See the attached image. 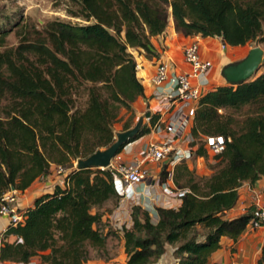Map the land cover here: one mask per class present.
Listing matches in <instances>:
<instances>
[{"label": "trees", "instance_id": "16d2710c", "mask_svg": "<svg viewBox=\"0 0 264 264\" xmlns=\"http://www.w3.org/2000/svg\"><path fill=\"white\" fill-rule=\"evenodd\" d=\"M75 1L72 16L89 23L51 21L43 34L17 47H5L9 30L0 29V202L13 189L24 192L47 177L53 163L71 168L69 187L57 185L37 197L24 210V223L7 229L3 262L40 257L44 264H86L91 249L105 247L110 233L99 226L101 208L111 201L113 213L122 196L110 168L77 169L75 162L116 140L123 109L134 114L145 88L130 49L159 56L152 37L166 30L170 15L185 36H221L231 47L264 42V0ZM159 119L152 114L131 141L151 133ZM191 132L196 140L221 135L225 149L214 157L209 176L187 163L176 165L174 182L189 191L180 207H157V223L133 206V224L122 229L125 264H155L170 245L178 264H208L222 237L237 241L245 231L254 207L226 215L239 201V187L264 175V73L209 90ZM197 153L209 156L203 143ZM167 177L164 170L161 182Z\"/></svg>", "mask_w": 264, "mask_h": 264}, {"label": "crops", "instance_id": "0c3cea01", "mask_svg": "<svg viewBox=\"0 0 264 264\" xmlns=\"http://www.w3.org/2000/svg\"><path fill=\"white\" fill-rule=\"evenodd\" d=\"M202 38L205 45L212 46L214 50L218 47V39L215 37L203 38L201 36H185L177 32L173 17L170 18L166 30L157 36L152 37V43L158 52L159 56L170 62L178 70H188L189 67L184 61V48L192 41ZM228 48H233L228 45ZM137 62L141 63L142 67L138 70V76L143 82L145 88L144 96L138 98L134 103V114L123 109L120 114V120L115 124V132L125 130L126 124H131L134 127L140 119H143V125L149 121L146 119V113L151 112L160 116L159 110L162 108V103L159 101L158 93L169 94L171 87H163L166 91H155V86L151 82V78L156 73L157 57L148 58L144 52L137 49H132ZM234 51V48H233ZM205 57L211 58L214 61L217 58H224L226 55H221L217 51H211L204 47L202 49ZM217 62V61H216ZM219 69L214 71L213 75L217 77ZM213 85L211 89L215 88ZM210 89V90H211ZM164 95V96H165ZM166 115L160 116L161 121L165 120ZM183 121V120H182ZM131 127V128H132ZM193 127V119L190 120L187 126V131H191ZM164 131H153L141 138L132 141L127 150H122L113 161L132 160L150 141L161 140L165 136ZM186 146V143L182 142ZM190 168L194 169L195 165L192 162L187 163ZM151 179L148 182L142 183L135 188L134 196L129 198H121L118 207L114 209L115 223L124 222L127 228L133 224L132 208L134 205H140L149 211L152 222L157 223L159 215L157 207L178 208L182 204V199L167 195L162 188L161 168L156 164L150 165ZM203 164H200V167ZM55 164H51L50 174L47 177L37 179L32 186L24 192L18 191L20 195L19 204L21 209L25 210L32 206L37 197L44 193L53 192L59 180L54 171ZM47 179L45 186L40 187L41 181ZM175 183V182H174ZM176 185V184H175ZM177 186V185H176ZM240 198L237 205L227 212L226 217L234 218L246 213L251 207L256 208L257 205H264V175L254 184L244 182L239 187ZM133 196V197H132ZM0 228L6 231L9 228V220L5 216H0ZM121 244L123 251V260L121 264L126 263L127 255L124 248L123 232L121 233ZM14 238L11 237L10 240ZM2 243H0L1 247ZM175 247L170 245L167 252L155 264H178V258L175 257ZM5 264H12L6 262ZM208 264H264V229H251L247 227L237 241H234L228 236L222 237L221 248L216 251L209 259Z\"/></svg>", "mask_w": 264, "mask_h": 264}, {"label": "built area", "instance_id": "2783aa9c", "mask_svg": "<svg viewBox=\"0 0 264 264\" xmlns=\"http://www.w3.org/2000/svg\"><path fill=\"white\" fill-rule=\"evenodd\" d=\"M215 38L219 42L216 50L212 46L205 45L202 38L192 41L184 48V61L189 67L188 70H178L162 57L155 56L157 57V70L151 78V82L156 88L155 91H166L163 88L165 86L171 87V91H173L166 95L158 93L159 101L163 104L159 113L161 118L164 115L166 117L163 122L161 118L159 119L154 130L164 131L166 134L161 140L145 144L132 160L112 162L109 168L113 172L116 190L122 198L134 196L135 188L151 179L150 165L156 164L161 168V171L165 170L168 174L167 180L161 184L163 191L169 196L182 199L189 189H182L175 185L176 165L182 162H192L196 168V166L204 164L206 156L197 153L202 143L207 152L214 155H219L225 149L226 141L221 135L203 136L202 143L196 144V138L192 132L187 131L188 123L194 119L201 98L212 88L214 83L220 81L219 77L213 75L217 68L216 61L205 57L202 52V49L206 47L223 56L226 55L228 45L221 36ZM141 67V63L137 62V71ZM150 117L146 119L150 121ZM182 142L186 143V146L182 145ZM129 145L130 143L123 147V150L126 151ZM76 165L77 161L75 167ZM54 171L59 178L56 186L69 187L71 168L55 164ZM0 216L8 218L9 227L24 223L25 211L21 209L19 201L12 195V192L7 193L1 199ZM247 227L264 229V205H257L254 208ZM6 231L0 228V243H2ZM5 263L0 260V264ZM12 264H30V262Z\"/></svg>", "mask_w": 264, "mask_h": 264}, {"label": "rangeland", "instance_id": "374dc122", "mask_svg": "<svg viewBox=\"0 0 264 264\" xmlns=\"http://www.w3.org/2000/svg\"><path fill=\"white\" fill-rule=\"evenodd\" d=\"M77 10L78 4L75 0H0V29L5 28L9 30V35L4 42L5 47H17L23 40L34 39L36 36L43 34L45 26L51 21L62 20L77 24L89 23L80 17L72 16V12ZM170 18H172L171 15ZM217 44L219 46V42ZM256 46L264 49V42H251L244 46L233 47L234 51L233 48H228L224 57L226 59L217 58L216 64L219 69L217 77H219L220 81L214 83V85L229 84L222 74L223 67L243 59ZM130 51L134 54L132 49ZM217 68H215V71ZM263 73L264 60L258 75ZM81 101H84L83 97H81ZM195 141L196 144L202 143L200 139ZM208 155L203 166H196L194 168L200 176L211 175L213 172L212 165L218 161L214 159L217 155L211 152H208ZM46 181L47 179L42 180L40 187L45 186ZM12 195L16 200H20L21 194L19 192L14 190L12 191ZM113 207L114 204L110 201L101 208V211L105 215L99 226L105 233L109 232L110 236L104 248L91 249V260L86 264H121L120 262L123 260L121 233L125 224L124 222L120 224L115 223L114 212H109ZM30 264L44 263H42L40 257H35L31 260Z\"/></svg>", "mask_w": 264, "mask_h": 264}, {"label": "water", "instance_id": "95a60500", "mask_svg": "<svg viewBox=\"0 0 264 264\" xmlns=\"http://www.w3.org/2000/svg\"><path fill=\"white\" fill-rule=\"evenodd\" d=\"M263 60L264 49L260 46H256L252 48L243 59L224 66L222 74L225 79L233 85L251 81L258 76ZM150 116L151 112H147L146 117ZM142 127L143 119H140L134 127L118 132L116 134V140L110 146L97 150L87 158H80L77 160L76 168H109L121 149L132 142L131 140L137 136Z\"/></svg>", "mask_w": 264, "mask_h": 264}]
</instances>
